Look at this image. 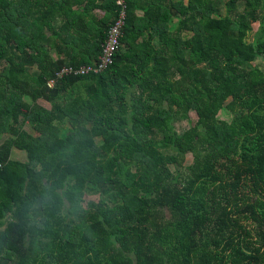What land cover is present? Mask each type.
I'll list each match as a JSON object with an SVG mask.
<instances>
[{
  "label": "trees",
  "instance_id": "trees-1",
  "mask_svg": "<svg viewBox=\"0 0 264 264\" xmlns=\"http://www.w3.org/2000/svg\"><path fill=\"white\" fill-rule=\"evenodd\" d=\"M124 1L0 0V264H264V0Z\"/></svg>",
  "mask_w": 264,
  "mask_h": 264
},
{
  "label": "built area",
  "instance_id": "built-area-1",
  "mask_svg": "<svg viewBox=\"0 0 264 264\" xmlns=\"http://www.w3.org/2000/svg\"><path fill=\"white\" fill-rule=\"evenodd\" d=\"M118 5L122 6V11L119 13L115 22L109 29L108 37L104 45L103 53L98 57V60L92 66H81L76 70L73 69H64L60 71L57 75H68L70 73L74 74H86V73H98L103 71L105 68H108L113 64L114 57L120 49V41L123 37L125 21H126V7L124 0H115ZM53 81L49 82V85H52Z\"/></svg>",
  "mask_w": 264,
  "mask_h": 264
},
{
  "label": "rangeland",
  "instance_id": "rangeland-1",
  "mask_svg": "<svg viewBox=\"0 0 264 264\" xmlns=\"http://www.w3.org/2000/svg\"><path fill=\"white\" fill-rule=\"evenodd\" d=\"M257 24L255 25V31L257 29ZM3 142V137L0 136V144ZM11 158L13 160H16V161H20V162H26V156H25V153L24 152H21L17 149H12V152H11ZM97 198L96 197H89V198H86V201H96Z\"/></svg>",
  "mask_w": 264,
  "mask_h": 264
},
{
  "label": "clouds",
  "instance_id": "clouds-1",
  "mask_svg": "<svg viewBox=\"0 0 264 264\" xmlns=\"http://www.w3.org/2000/svg\"><path fill=\"white\" fill-rule=\"evenodd\" d=\"M45 188L47 189V185H45Z\"/></svg>",
  "mask_w": 264,
  "mask_h": 264
}]
</instances>
